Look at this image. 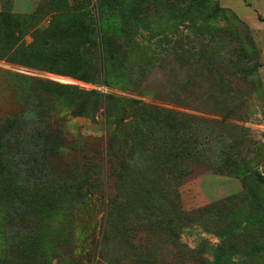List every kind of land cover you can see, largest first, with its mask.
I'll use <instances>...</instances> for the list:
<instances>
[{
  "label": "rangeland",
  "instance_id": "rangeland-1",
  "mask_svg": "<svg viewBox=\"0 0 264 264\" xmlns=\"http://www.w3.org/2000/svg\"><path fill=\"white\" fill-rule=\"evenodd\" d=\"M258 1L0 0V264H264Z\"/></svg>",
  "mask_w": 264,
  "mask_h": 264
},
{
  "label": "trees",
  "instance_id": "trees-1",
  "mask_svg": "<svg viewBox=\"0 0 264 264\" xmlns=\"http://www.w3.org/2000/svg\"><path fill=\"white\" fill-rule=\"evenodd\" d=\"M101 69L103 71V66L101 67ZM10 124L11 123H9V124L6 123L4 125V128H3V131L1 133V135L4 134L5 132H8L9 128H11ZM45 145H48V144H45ZM50 151L56 152V149H53L52 148ZM150 217H151V219H155L157 216H154V214H151ZM184 218L185 217L182 216V214H181V216H178V220H182V221L183 220H186ZM162 220H163V218L162 219L161 218H158V221H156V224L154 225V228H155L154 232H162L163 231V228L161 229V225H165V224H162ZM163 233H164V231H163ZM148 264H150V262Z\"/></svg>",
  "mask_w": 264,
  "mask_h": 264
},
{
  "label": "crops",
  "instance_id": "crops-1",
  "mask_svg": "<svg viewBox=\"0 0 264 264\" xmlns=\"http://www.w3.org/2000/svg\"><path fill=\"white\" fill-rule=\"evenodd\" d=\"M234 5H236V7L239 8V11H241V8H240L239 5H237V4H234ZM256 8H257L258 10H261L262 12H264V1H263V2H262V1H258V2H256ZM243 13H244V12H243Z\"/></svg>",
  "mask_w": 264,
  "mask_h": 264
}]
</instances>
